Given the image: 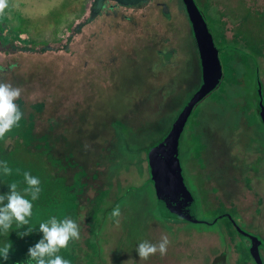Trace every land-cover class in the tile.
Segmentation results:
<instances>
[{
    "label": "rangeland",
    "instance_id": "1",
    "mask_svg": "<svg viewBox=\"0 0 264 264\" xmlns=\"http://www.w3.org/2000/svg\"><path fill=\"white\" fill-rule=\"evenodd\" d=\"M164 2H105V16H98L96 0H10L6 8L4 27L16 31L9 35L19 51L9 54L0 45L6 70L0 82L22 89L15 103L30 130L6 133L0 153L27 151L35 159L46 152L53 163L37 159L52 175L50 201L57 205L62 190L76 192L74 207L55 211H43L47 203L36 200L43 208L37 216L70 217L79 225L80 239L67 246L70 264H255L238 231L264 241V125L256 105V79L264 103V0H194L223 77L193 109L179 159L196 217L218 219L211 226L163 216L146 183L148 149L199 87L182 14L173 9V22H166ZM3 38L0 23V44ZM160 54L169 55L166 64ZM69 134L82 144L66 147ZM129 186L142 191L125 195ZM8 191L0 183V195ZM113 204L120 206L119 224L110 218ZM165 235L166 255L139 259L140 242L155 244Z\"/></svg>",
    "mask_w": 264,
    "mask_h": 264
},
{
    "label": "water",
    "instance_id": "2",
    "mask_svg": "<svg viewBox=\"0 0 264 264\" xmlns=\"http://www.w3.org/2000/svg\"><path fill=\"white\" fill-rule=\"evenodd\" d=\"M109 1L124 5H136L144 0H96L95 9L99 12L103 3ZM181 2L191 25L197 49L200 85L185 103L166 136L148 149L146 162L158 211L167 218L180 220L184 223L207 224L196 217L195 199L188 190L182 174L179 141L193 109L217 88L222 80L223 72L219 50L215 47L209 28L194 0H181ZM256 87L258 115L264 125L262 84L259 79H257ZM217 220L215 219L213 222ZM234 226L236 228L235 224ZM238 234L250 242L249 254L254 263L263 264L259 252L260 241L240 229Z\"/></svg>",
    "mask_w": 264,
    "mask_h": 264
},
{
    "label": "clouds",
    "instance_id": "3",
    "mask_svg": "<svg viewBox=\"0 0 264 264\" xmlns=\"http://www.w3.org/2000/svg\"><path fill=\"white\" fill-rule=\"evenodd\" d=\"M10 0H0V15L9 7ZM15 67V66H13ZM0 71H3L0 68ZM22 89L14 87L11 83L0 82V140L4 139L5 134L10 132L14 127H19V122L23 118V112L15 103L21 98ZM17 174L20 169H16ZM0 174L10 176L13 169L9 167L7 160H0ZM23 182L26 185L22 191L18 190V183L12 182L8 185L9 191L0 195V233L7 234L15 222L16 227L29 224L32 216V202L39 198L41 192V181L38 177L31 175L29 171H24ZM31 197V200L25 197ZM5 201H7L5 203ZM121 215L120 206L117 205L111 212L110 218L115 219V223L119 224ZM32 228L24 232H18L21 237L27 236L32 232ZM39 232L42 238L32 247H29L27 255L35 264H70V261L62 258L57 253L62 248H67L70 240L80 239L79 225L70 217L58 219L51 216L47 221L39 224ZM170 241L168 237L162 236L158 243H151L147 240L140 242L135 251L140 260H148V258L156 253L161 256L167 254ZM11 244L6 243L0 247V257L5 261L9 259Z\"/></svg>",
    "mask_w": 264,
    "mask_h": 264
},
{
    "label": "trees",
    "instance_id": "4",
    "mask_svg": "<svg viewBox=\"0 0 264 264\" xmlns=\"http://www.w3.org/2000/svg\"><path fill=\"white\" fill-rule=\"evenodd\" d=\"M146 1L147 0H145V2ZM149 1L151 3L154 2V0H149ZM138 5H140V4H138ZM162 6L167 11V15L166 16L168 17V20H166L164 18L163 19L166 22H168V23H172L173 22V19H174V16H173L174 14L173 13H175V12H173L174 11L173 9L177 10V12H178L177 14L178 15L181 12L182 16H180L181 18L178 21H182L184 23V27H185L184 30H185V32H187V36L186 37L188 39V42H189V38H191V43L188 45L189 49L187 50L188 55H189L188 58L191 60L190 62H192V64H194L195 69L198 70L197 72L200 74L199 58H198L197 49H196L195 41H194V38H193L192 30H191V25H190V23L188 21V18H187V15H186V12H185V9H184V6H183L181 0H168L167 3L164 2L161 5V7H160V9H161L160 14H162ZM101 9H100V12L98 13V16L109 15L108 9H106V8H101ZM6 13H7V9H5L4 13L2 15H0V23L2 24V30L4 32V38H3L2 43L0 45H1L2 48H4V51L6 50V52L11 54V53H16L19 50H18V48H16V46L14 45L13 39L9 35L10 32L14 33L16 31H13L11 29L8 32V28L4 27L3 21L4 22L5 21H9V17L6 15ZM166 51L169 52L170 55L173 52V50H170L169 47L167 48ZM168 56L169 55H166V56L161 55V57L163 58L162 61H164L165 64L167 62L166 60H167ZM13 66H14V64H11L9 67H7L6 68L7 72H9L13 68ZM4 71H6V70H4ZM198 73H197V75H198V78H199V83H198V86H199L200 85V76H199ZM256 82H257V79H256ZM186 102H184V105H185ZM28 121H30V120H28ZM28 121L24 120L22 118V120L19 122V127H14L13 130L22 132V136H24V135L27 136L26 135V130H30V129H28V126H27V122ZM114 122L118 123L117 125H115L114 130L115 131L116 130L119 131L120 129H118V128H119V126H121L120 121H114ZM167 133H168V131H167ZM5 138H6V136L4 137V139ZM4 139L0 140V142H2ZM30 139H31V137H30ZM32 139H33V137H32ZM161 140H159V141H161ZM69 143H72L73 145L78 144L79 146L82 144L79 140H77L71 134H69V137H67V145H66V147H68L70 145ZM121 146L122 145H120V147ZM132 150H133V152H131V154L135 155L136 154L135 153L136 150H134L133 148L131 149V151ZM123 151H124V153H127V152H125L126 148L123 149ZM19 153L20 152H17V150H13V151H11L9 153L8 152L0 153V155L1 154L3 155L2 160H7L8 164H9V167H11L13 169V174L10 175V176H4V175L0 174V183L2 184V188L5 189V187H6V190H9L8 185L10 183H12V182H17L18 183V190L22 191V189L24 187H26V185L23 182L22 173L24 171H29L31 173V175H33L35 177H38L40 179V181H41V184H40L41 192L39 194V198H41V199L43 198L42 200L44 201V206H46V203H47V208L46 209H43L42 207L38 208L39 206H42V205H40V202H36V200L35 201H31L32 202V216L30 218H28L29 219V224L28 225H23L20 228H17L16 224L14 222L13 225H12V228L5 235L4 242L0 241V247H3L4 244H6V243H10L11 244V249H10V252H9V259L5 261L2 257H0V264H35V261H31L29 259L28 255H27V252H28L29 247L34 246L42 238V233H40L39 230H38L39 229V225L38 226L36 225L35 220H40L41 218L43 220V219L46 218V216H37L36 213L38 214V211L43 213L41 209H43V211L45 210V212H47L48 210H51V209L55 211V209H56L55 206H57V205H66V206H72V207H74V205H75V201L74 200H75L76 192L68 193L67 191H64V190H62V194H61L63 199L58 201L57 205H56L55 202L50 201V199H49L50 196L49 195H51L53 192L49 193V190L46 189V188H47V186H49L51 184L52 175H51L50 172H48V170L46 169V166L45 165L43 166L40 162H38L39 160L37 159L39 157H43L44 159L46 158L45 161L48 160L49 163L50 162L53 163V160L51 159L50 155H48L46 152L38 151L37 152V157L34 159L33 158V154L26 155L27 151H24V152H22L20 154ZM127 154H130V153H127ZM69 155H71V154H69ZM30 156L32 158H30ZM145 160H146V158H145ZM16 169H20V173L19 174H17L15 172ZM147 170H148V168H147ZM146 183H149L151 185L149 174H148V179H147ZM42 186H45V187H42ZM57 188H58V186L56 187V190H57ZM127 188L128 189L125 192V195L129 193V190L130 191L131 190L135 191L137 189L134 186H129ZM133 191H131L129 194H132V193H135V192H140V191H142V189H140L139 191H135V192H133ZM2 193H3V191H2ZM2 195H4V194H2ZM25 198L31 200V197H27L26 196ZM154 200H155V198H154ZM116 202L117 201H115L114 204ZM114 204L111 206L110 209H114V207H115ZM156 212L158 213L157 210H156ZM38 218H40V219H38ZM214 220L209 221V222H207V224H204V225L211 226V225H213L214 223L217 222V221L213 222ZM45 221H47V219H45ZM28 227L33 229L32 232L29 235L24 236V237H21V236L18 235V232H24V231H26L28 229ZM0 237H1V235H0ZM258 240L260 241L259 252H261V249L262 248L264 249V241H261L260 239H258ZM249 244H250V242H249ZM249 248H250V246H249ZM262 252H264V251H262ZM96 253L98 254V251H96ZM248 253H249V251H248ZM68 254H69V248L68 249L67 248H62L57 253V255H60L62 258H64V259H66V260L71 262L72 261V257H71V255L69 257ZM221 257L217 258L216 261L222 262V258ZM90 264H92L91 261H90Z\"/></svg>",
    "mask_w": 264,
    "mask_h": 264
},
{
    "label": "flooded vegetation",
    "instance_id": "5",
    "mask_svg": "<svg viewBox=\"0 0 264 264\" xmlns=\"http://www.w3.org/2000/svg\"><path fill=\"white\" fill-rule=\"evenodd\" d=\"M109 2H110V1H109ZM114 3H115V2H114ZM115 5H116V4H115ZM256 105H257V104H256ZM182 108H183V107H182ZM181 110H182V109H181ZM181 110H180V111H181ZM179 113H180V112H179ZM177 116H178V115H177Z\"/></svg>",
    "mask_w": 264,
    "mask_h": 264
}]
</instances>
